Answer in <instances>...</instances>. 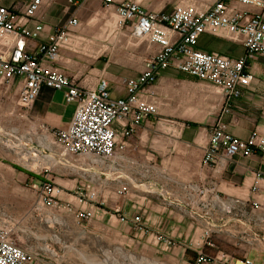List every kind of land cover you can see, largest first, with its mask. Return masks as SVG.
I'll return each instance as SVG.
<instances>
[{"label":"crops","instance_id":"1","mask_svg":"<svg viewBox=\"0 0 264 264\" xmlns=\"http://www.w3.org/2000/svg\"><path fill=\"white\" fill-rule=\"evenodd\" d=\"M19 1L1 0V3L7 7L20 6ZM135 1L143 9L156 12L170 9L176 3L190 2ZM70 15L81 23L75 37L83 40L84 48L75 51L62 48L56 66L88 88H95L98 78L105 75L111 96L124 98V82L141 74L145 60L157 47L148 48L144 42L126 40L116 56L102 57L105 43L102 25L108 22L103 4L99 0H87L78 8H69L67 0H51L36 17L45 31L36 42H29L28 48L34 51ZM196 48L231 59L246 54L241 38L224 33L202 35ZM247 67L254 76L253 81L239 99L228 104L224 95L207 82L173 68L161 72L151 88L157 100V115L127 139L121 154L118 175L128 185L126 196L118 200L107 196L104 205L95 209L94 217L88 222L78 224L74 215L61 212L55 224L63 230L18 234L20 243L33 256L31 264H192L199 251L210 257L209 264H245V260L264 264V212L252 206L253 201L264 205V163L260 156L236 157L216 167L202 164L208 132L218 121L226 126L228 133L240 139L247 138L255 129L264 133V56L249 58ZM16 100L14 86L0 88V108L4 115L12 117L17 127L14 134L26 135L27 120H30L50 143V131L65 127L75 108L64 103L61 92L43 89L21 118L17 113L21 114L22 110L16 106ZM23 140L21 137L19 142ZM15 149L19 157L22 155L20 161L24 165L37 162V158H26L23 146L12 148ZM44 159L45 164L40 162L41 158L38 168L30 174L20 166L9 170L0 156L2 215L14 204L10 203V189L18 190L19 198L26 196L20 188L28 175L30 183L47 177L63 187L62 177L66 176L67 186H77L79 173L72 167L73 158L68 157L67 164H60L48 155ZM256 174H261L263 180L254 193ZM108 177L106 174L100 178V191L104 187L105 196L116 186ZM116 206L123 213L140 214L147 233L138 234L130 224L119 223L112 214ZM17 220L21 227L27 218L21 212ZM208 229L212 230L211 247L205 246L202 240L204 230ZM151 234L162 236L166 243H151Z\"/></svg>","mask_w":264,"mask_h":264},{"label":"built area","instance_id":"2","mask_svg":"<svg viewBox=\"0 0 264 264\" xmlns=\"http://www.w3.org/2000/svg\"><path fill=\"white\" fill-rule=\"evenodd\" d=\"M51 0H20V6H5L0 0V86H14L16 106L22 110L21 118L39 97L43 89L59 91L64 103L74 105L71 121L63 128L51 130L53 160L67 164L79 173L74 188H63L47 177L33 180V210L50 215L61 212L74 215L78 224L92 220L95 209L104 205L108 196L122 199L128 193L120 172L121 154L127 139L136 130L157 115V100L152 86L161 72L173 68L192 78L211 84L222 93L226 104L239 99L253 81L247 60L264 56V0H190L176 3L170 9L147 11L135 0H99L109 20H113L112 33H126L129 40L144 42L148 48L155 45V53L145 60L137 78L124 82L126 96L113 98L105 75L98 78L95 88L78 84L56 66L60 50L84 48L83 40L75 37L81 23L70 15L44 43L32 51L29 42H36L45 26L36 20L42 7ZM87 0H67L69 8H78ZM224 33L241 38L246 50L244 57L231 59L217 53L196 48L204 35ZM228 109V108H227ZM259 155L264 163V133L257 129L245 139L228 133L218 121L210 128L202 158L204 166H218L236 157L249 159ZM109 174L115 189L105 196L100 191V178ZM263 177L256 174L252 191L259 190ZM66 189V190H65ZM252 206L264 212V205L253 201ZM112 214L121 224H130L138 234H146L147 227L138 213L121 212L116 206ZM212 230H204L202 240L211 247ZM151 243H166L160 235H150ZM33 256L15 235V225L0 220V264H31ZM211 259L199 251L192 264H209ZM245 264H251L245 260Z\"/></svg>","mask_w":264,"mask_h":264},{"label":"rangeland","instance_id":"3","mask_svg":"<svg viewBox=\"0 0 264 264\" xmlns=\"http://www.w3.org/2000/svg\"><path fill=\"white\" fill-rule=\"evenodd\" d=\"M108 22H103L102 25V33L104 34V40L105 43L103 44L104 47L102 48L101 56L102 57H111L116 56L120 52V46L123 42H126V40H129L128 35L126 33H121L118 31H115L112 33L113 28V20L109 22V19L107 18ZM131 43H137L136 41H133ZM2 86H0L1 88ZM32 127V128H31ZM17 128L15 123L12 120V117L7 116L6 114H3V110L0 108V139L2 138V141L0 143V156L4 159L3 165L6 167H9V170H14L17 167H23L27 168L30 172V174H33V171L38 168V164L40 162L45 164L44 156H52L54 157V148L52 145L46 146L42 142L41 138L44 136V134L37 128L35 129L33 125L31 124L30 120H27V133L26 135L22 133H15L13 130ZM33 129L34 132L31 130ZM3 134V135H2ZM21 137L24 138L22 142H19ZM41 141V142H40ZM53 141V140H52ZM42 143V144H41ZM23 146V149L25 152H27V159L31 154H36L37 162H33L32 164L27 162V165H24L23 161H20V158H22V155L18 156V150H12L13 147ZM23 150V151H24ZM24 156V154H23ZM42 158V160H41ZM39 160H41L39 162ZM11 171V172H12ZM59 173L61 175V169L59 168ZM64 179V183L62 184L63 188H70L66 185V180L68 177L64 176L62 177ZM30 186V175H28L27 181L21 185V192H25L26 196L23 198L21 196L19 198L18 190L14 191L13 188L10 189V203L14 202L12 206H9V208H6V213H4L6 216H3L0 213V220H5L8 222H11L15 225V235L18 238L19 235H23L24 232L27 233H34L36 230H42V231H51L53 230H63L61 228H57V225L55 222H57V215H50L47 212L43 211H35L33 210V202H34V196L33 192L29 188ZM66 190V189H65ZM6 190H4V194H6ZM20 202V205L18 204ZM25 214L27 221L25 223V226L18 225V216L20 213ZM54 221V223L52 222Z\"/></svg>","mask_w":264,"mask_h":264},{"label":"bare ground","instance_id":"4","mask_svg":"<svg viewBox=\"0 0 264 264\" xmlns=\"http://www.w3.org/2000/svg\"><path fill=\"white\" fill-rule=\"evenodd\" d=\"M41 140H42V142L44 143V145H46V146H49V145L51 144L50 142H48V140H46L45 137H42ZM40 142H41V141H40ZM41 144H42V143H41ZM30 156H31L32 158H35V157H36V154H34V153L31 154V153H30ZM49 158H50V157H49ZM49 158H48V159H49ZM32 162H33V161H32ZM138 264H139V263H138ZM146 264H147V263H146Z\"/></svg>","mask_w":264,"mask_h":264}]
</instances>
